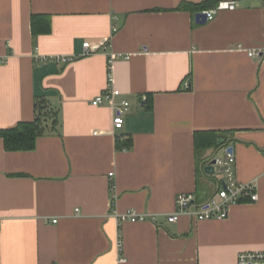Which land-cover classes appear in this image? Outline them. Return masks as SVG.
I'll return each mask as SVG.
<instances>
[{
    "label": "crops",
    "instance_id": "1",
    "mask_svg": "<svg viewBox=\"0 0 264 264\" xmlns=\"http://www.w3.org/2000/svg\"><path fill=\"white\" fill-rule=\"evenodd\" d=\"M221 1L0 0V128L34 120L40 100L57 116L32 150L0 137V264H238L264 251V57L248 54L264 46V0L196 21ZM33 14L51 30L35 35ZM110 67L130 104L119 129L111 103L92 104ZM210 131L227 143L198 150ZM230 146L258 200L169 222L180 193L213 197L205 166ZM130 209L158 221L120 222Z\"/></svg>",
    "mask_w": 264,
    "mask_h": 264
},
{
    "label": "built area",
    "instance_id": "2",
    "mask_svg": "<svg viewBox=\"0 0 264 264\" xmlns=\"http://www.w3.org/2000/svg\"><path fill=\"white\" fill-rule=\"evenodd\" d=\"M237 7L236 1H221L213 8L205 9L202 13L207 15V20H213L216 15L226 9L233 10ZM116 30V28H115ZM87 53L90 52L86 50ZM250 57L262 59L264 57V46L259 50H250L248 52ZM72 58H62L63 61H69ZM111 66V65H110ZM109 85L108 87L92 100V104L99 106L105 103H111L115 109L114 127L119 129L124 126V114L128 110L129 102L123 100L120 104L116 102V97L120 95V90L112 86L113 76L111 67L109 68ZM186 87H190V83H186ZM126 139V138H123ZM215 158V175L219 181V188L213 197L206 203L200 206L196 205V196L193 193H180L176 199L175 210L166 214V219L169 222H176L182 216L188 215L197 220L226 218L229 214V208L235 203H239L245 199L256 201L259 198L257 192V184L255 182L242 183L235 178L234 164L236 161L234 153H228L226 148V155L220 156L215 154L211 159ZM210 159V160H211ZM113 172L110 173L112 177ZM114 187V185H112ZM114 200V199H113ZM151 220L158 221V216L155 214L140 213L136 209H130L119 215V221H142ZM53 222H57L54 219ZM238 264H264V251H243L238 255Z\"/></svg>",
    "mask_w": 264,
    "mask_h": 264
},
{
    "label": "trees",
    "instance_id": "3",
    "mask_svg": "<svg viewBox=\"0 0 264 264\" xmlns=\"http://www.w3.org/2000/svg\"><path fill=\"white\" fill-rule=\"evenodd\" d=\"M197 6L198 4L187 2L181 5L183 8H195ZM32 26L35 35L41 32H49L51 30V21L47 15L33 14ZM56 124V112L49 108L44 100H40L36 103L34 120L19 122L11 128H0V137L4 140L5 148L8 151L32 150L36 147L37 138L52 132L56 128ZM226 143V137L215 131H210L206 134L204 132L196 134V146L198 150L211 146H215L218 149ZM131 145L132 141L128 138L117 139L118 149H128Z\"/></svg>",
    "mask_w": 264,
    "mask_h": 264
},
{
    "label": "water",
    "instance_id": "4",
    "mask_svg": "<svg viewBox=\"0 0 264 264\" xmlns=\"http://www.w3.org/2000/svg\"><path fill=\"white\" fill-rule=\"evenodd\" d=\"M196 21L198 23H203L205 21H207V15L205 13L199 12L196 14ZM227 152L228 153H234V148L233 146H230L227 148ZM215 163H216V159L213 158L210 160L209 164L205 166V171L209 174H215Z\"/></svg>",
    "mask_w": 264,
    "mask_h": 264
}]
</instances>
